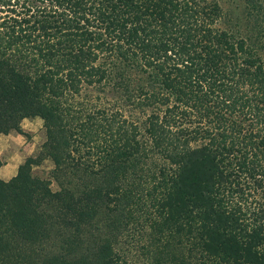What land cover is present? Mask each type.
<instances>
[{"label": "trees", "instance_id": "1", "mask_svg": "<svg viewBox=\"0 0 264 264\" xmlns=\"http://www.w3.org/2000/svg\"><path fill=\"white\" fill-rule=\"evenodd\" d=\"M230 1L0 0V134L39 117L58 188L29 176L31 158L0 180V264L111 253L81 237L127 207L117 179L148 148L166 162L160 213L191 219L221 264H264V0Z\"/></svg>", "mask_w": 264, "mask_h": 264}, {"label": "rangeland", "instance_id": "2", "mask_svg": "<svg viewBox=\"0 0 264 264\" xmlns=\"http://www.w3.org/2000/svg\"><path fill=\"white\" fill-rule=\"evenodd\" d=\"M217 1L223 9L233 10L230 9L234 7L230 0ZM108 99L109 103L118 101L114 96ZM118 108L126 118L138 123L143 121L142 114L138 110L131 111L125 100L119 101ZM18 127L19 131L0 134L1 165L10 161L14 167L18 163L22 166L31 158L34 164H37L30 166L29 176L50 182L51 190L56 191L57 185L50 176L54 164L49 158L41 161L39 157L45 142L43 121L39 117L26 118L20 121ZM140 133L141 139L146 141L147 137L142 128ZM148 151V155L142 158V165L133 175L117 179L123 189L131 191L124 194L129 197L127 207L110 210L109 213L100 209L105 214H99L100 217L93 219L90 229L81 237L95 240L100 247L99 250L102 249V244L109 245L111 253L101 252V255L94 258L95 264H104L107 256L114 260L111 264H219V259L210 258L202 251L200 237L191 219L183 221L177 215L172 220L170 218L175 211L160 213L155 206V201L160 196L159 169L166 165V162L152 148H148ZM259 201H261L259 194L251 195L255 211L257 209L255 202ZM179 226H183L181 233L178 231ZM189 230H192L191 234H188ZM78 254L76 253V256Z\"/></svg>", "mask_w": 264, "mask_h": 264}, {"label": "crops", "instance_id": "3", "mask_svg": "<svg viewBox=\"0 0 264 264\" xmlns=\"http://www.w3.org/2000/svg\"><path fill=\"white\" fill-rule=\"evenodd\" d=\"M2 136L7 137L5 135H2ZM19 164H21V163H18L14 167V165H12V163L9 161V162H6L5 164L1 165L0 166V178H1V180L8 181L12 177H14L16 174L17 168L19 167Z\"/></svg>", "mask_w": 264, "mask_h": 264}]
</instances>
